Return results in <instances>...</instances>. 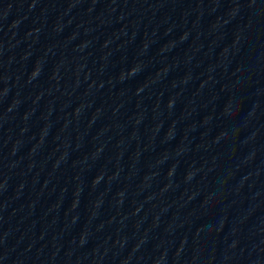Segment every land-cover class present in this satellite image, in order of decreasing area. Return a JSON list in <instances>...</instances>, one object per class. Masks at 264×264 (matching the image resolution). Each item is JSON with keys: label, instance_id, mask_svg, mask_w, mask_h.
I'll return each instance as SVG.
<instances>
[{"label": "water", "instance_id": "95a60500", "mask_svg": "<svg viewBox=\"0 0 264 264\" xmlns=\"http://www.w3.org/2000/svg\"><path fill=\"white\" fill-rule=\"evenodd\" d=\"M0 264H264V0H0Z\"/></svg>", "mask_w": 264, "mask_h": 264}]
</instances>
